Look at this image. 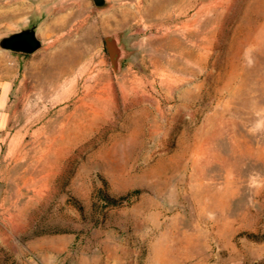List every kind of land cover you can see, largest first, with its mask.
Returning <instances> with one entry per match:
<instances>
[{
  "label": "rangeland",
  "instance_id": "obj_1",
  "mask_svg": "<svg viewBox=\"0 0 264 264\" xmlns=\"http://www.w3.org/2000/svg\"><path fill=\"white\" fill-rule=\"evenodd\" d=\"M33 26L0 48V264H264V0H0V40Z\"/></svg>",
  "mask_w": 264,
  "mask_h": 264
},
{
  "label": "water",
  "instance_id": "obj_2",
  "mask_svg": "<svg viewBox=\"0 0 264 264\" xmlns=\"http://www.w3.org/2000/svg\"><path fill=\"white\" fill-rule=\"evenodd\" d=\"M94 5L98 8L103 7L106 4V0H92ZM105 49L109 60L111 61L113 68L118 70V64L116 60L124 56L121 46L118 40L114 36H108L103 40ZM41 41L37 37L36 28L30 27L21 30L17 33H12L0 40V48L2 50L11 51L14 53L30 55L36 52L41 47ZM117 51V52H116Z\"/></svg>",
  "mask_w": 264,
  "mask_h": 264
},
{
  "label": "crops",
  "instance_id": "obj_3",
  "mask_svg": "<svg viewBox=\"0 0 264 264\" xmlns=\"http://www.w3.org/2000/svg\"><path fill=\"white\" fill-rule=\"evenodd\" d=\"M37 34V31H36ZM5 106H7V101H0V133L5 132L6 127L8 125V114L5 112ZM3 135V134H2ZM3 139H8V142H12V140L20 139L17 133L7 137L6 134L3 136ZM1 140V139H0Z\"/></svg>",
  "mask_w": 264,
  "mask_h": 264
}]
</instances>
